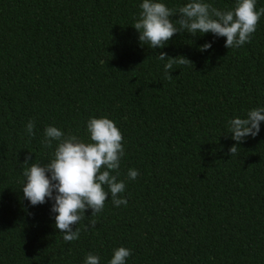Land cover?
Here are the masks:
<instances>
[{"label": "trees", "instance_id": "obj_1", "mask_svg": "<svg viewBox=\"0 0 264 264\" xmlns=\"http://www.w3.org/2000/svg\"><path fill=\"white\" fill-rule=\"evenodd\" d=\"M142 2L0 0V264H85L89 253L109 264L121 246L131 249L125 264H264V121L229 152L237 143L229 121L264 107V15L238 48L182 30L153 49L132 26ZM161 2L177 10L179 27L190 0ZM203 2L232 10L237 0ZM181 55L192 63L168 78L167 59ZM93 117L122 133L112 174L128 203L117 207L109 195L100 213L86 209L72 226L79 239L66 242L54 200L33 206L23 197V173L53 158L57 142L42 143L47 126L90 142Z\"/></svg>", "mask_w": 264, "mask_h": 264}, {"label": "clouds", "instance_id": "obj_2", "mask_svg": "<svg viewBox=\"0 0 264 264\" xmlns=\"http://www.w3.org/2000/svg\"><path fill=\"white\" fill-rule=\"evenodd\" d=\"M139 18L132 25L139 32V41L155 49L164 47L174 34L186 30L187 33H213L218 37H226L225 47L238 48L250 43L252 34L264 7L256 9V0H237L232 10H220L203 0H190L178 9L177 27L171 17L177 15V10L169 8L161 0H143L140 4ZM211 42L200 46L201 51L211 48ZM169 57L161 52L159 59L165 61ZM192 63L185 56L171 57L164 65L165 74L170 78V70L174 65H188ZM261 121H264V107L247 111L244 118L235 117L229 121V133L236 141L229 152L237 153L240 142L260 132ZM35 122L26 125L28 135L34 136ZM90 142H84L76 135H65L56 126L45 128V147L51 148L53 141L57 142L53 158L47 164L33 163L24 170L25 182L22 187L23 197L31 205L44 204L46 198L53 199L51 211L55 213V227L63 233L66 242L76 241L80 237V229L75 228L85 217V210L92 209V216L100 213L105 201L111 195L115 206L127 205L126 198L119 194L125 191V183L117 181L112 172L118 171L121 157L124 155L122 145L123 136L112 119L107 117L90 118L87 122ZM31 160V155L25 157L24 163ZM139 171L130 169L128 176L136 179ZM104 185L109 191H105ZM55 193V194H54ZM94 227L95 220L90 221ZM131 255V249L118 247L114 249L109 264H125ZM85 264H100L98 255L89 253Z\"/></svg>", "mask_w": 264, "mask_h": 264}]
</instances>
